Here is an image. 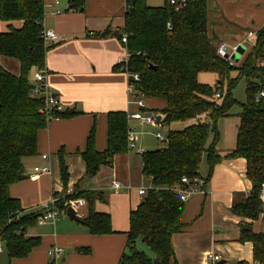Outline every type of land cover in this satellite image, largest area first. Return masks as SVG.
Returning <instances> with one entry per match:
<instances>
[{"label":"trees","instance_id":"trees-1","mask_svg":"<svg viewBox=\"0 0 264 264\" xmlns=\"http://www.w3.org/2000/svg\"><path fill=\"white\" fill-rule=\"evenodd\" d=\"M81 2L77 0L73 8L79 9ZM0 18L24 21L21 28L12 27L0 33V55L20 63L18 74L0 64V239L11 261L28 256L40 245L41 238L28 235L29 229L38 224L40 213L27 212L20 200L9 194V187L25 178V159L37 154L39 131L47 127L50 120L70 118L77 112L55 111L48 116L41 112L43 100L32 93L34 72L45 70L46 54L51 46L43 36V1L1 0ZM125 34L130 52L129 71L140 76L136 86L146 98L166 100V107L160 112L165 115L162 124L169 128L165 149L141 153L144 174L151 179V186L138 207L130 212L128 239L118 264H170L175 260L173 235L186 226L182 221L186 203L173 188L181 184L185 176L191 183L195 177L209 181L213 168L222 159L217 152L220 140L217 123L239 103L232 90L242 78L246 80L247 101L241 104L236 145L226 157L246 159V176L252 189L248 196L235 200L231 210L250 220L243 222L238 240L251 242L254 261L264 264V232L253 230V221L264 212L260 198L264 183V96H261L264 92V26L251 39L253 47L240 67L231 65L218 54L216 35L209 33L208 0H188L179 10L166 0L160 6H151L146 0H127L125 25L117 35L122 39ZM203 72L215 73L217 83L201 82L199 75ZM217 94L220 96L216 97ZM178 122L187 125L171 128ZM128 130L127 113L110 112L108 146L98 151L96 126L92 127L86 148L80 151L86 170L79 184L95 177L102 166H112L116 154L128 151ZM211 135L213 142L208 146ZM205 156L209 164L206 179L200 173ZM59 157L66 187L69 171L63 151ZM76 188L71 195H55L60 198V209L64 210L65 202L71 199H84L88 214L79 217L80 222L91 234L113 233L111 215L95 210L96 201L104 200V193L81 190L78 184ZM139 242L146 245L152 255L140 249ZM76 251L91 252L89 248Z\"/></svg>","mask_w":264,"mask_h":264},{"label":"crops","instance_id":"crops-1","mask_svg":"<svg viewBox=\"0 0 264 264\" xmlns=\"http://www.w3.org/2000/svg\"><path fill=\"white\" fill-rule=\"evenodd\" d=\"M146 1L151 6H160L164 2ZM209 3L210 0L208 6ZM234 5L248 16L256 17L257 29L264 26V0H238ZM78 7L75 9L68 0H61L56 7L60 12L44 10L43 22L45 29H54L63 37L61 41L49 44L45 60L46 82L59 99L63 111L72 110L77 114L70 118H54L39 131L37 154L25 159V178L12 184L9 194L18 198L27 212L40 213L44 203L55 195L73 194L77 184L81 190L101 191L104 200L96 201L95 210L111 215L114 232L91 234L80 221L60 215L56 222L37 224L29 229L28 235L40 237L41 243L28 256L10 261L3 252L0 253V264H50L53 259L49 257L48 250L56 245L65 249L57 264H118L128 239L130 212L145 197L139 194L138 188L151 185V179L144 174L142 154L134 149L116 154L112 166H102L95 177L84 179L79 184L86 170L80 151L86 148L92 127L96 126V149L104 151L108 146V114L122 111L129 115L138 112L139 107L135 103L136 95L131 96L127 91L129 74L116 68L117 65L121 67L123 60L129 61L130 56L127 44L117 35L125 25L127 0H82ZM23 24V20L4 21L0 18V33L12 27L21 28ZM228 26L209 6V33L218 36L223 29L228 30ZM105 32L107 34L101 36ZM221 38L219 42L233 41L234 44L249 40L246 32L237 28H230L229 33ZM0 64L15 74L20 71V63L16 59L0 55ZM145 102L146 110L153 113H161L167 104L165 99L155 97L145 98ZM162 115L163 121L165 115ZM129 125L134 128L137 147L143 151L163 147L164 144L157 142L149 146L141 138L145 130L140 129V126H162V122L151 125L130 120ZM235 145L236 140L229 148L217 147L222 159L213 168L204 186L205 192L193 195L186 202L182 213L186 226L173 235L176 257L170 264H210L211 253L221 256L225 264H253V244L238 240L243 222L250 220L231 210L233 202L248 196L252 189V183L246 176V159L226 157ZM61 151L69 171L66 187L60 170ZM44 154L48 158H44ZM47 165L50 172L34 170L36 166ZM200 173L206 179L209 169L205 175ZM113 180L121 181L125 187L116 192L112 187ZM87 214L85 203L78 217ZM253 230L264 232V212L253 221ZM79 248H89L91 252H77Z\"/></svg>","mask_w":264,"mask_h":264},{"label":"built area","instance_id":"built-area-1","mask_svg":"<svg viewBox=\"0 0 264 264\" xmlns=\"http://www.w3.org/2000/svg\"><path fill=\"white\" fill-rule=\"evenodd\" d=\"M42 1L44 4L45 11L53 9L54 13L60 12L58 9H56V7L60 4L61 0H42ZM76 1L77 0H68V2L71 5H73ZM166 1L169 3V5L174 7L176 10H179L187 4L188 0H166ZM43 36L48 44L58 42L63 39L61 34H59L57 31L51 28L45 29L43 32ZM253 36H254L253 32L250 31L248 33V39L251 40V38H254ZM121 41L125 44L128 42V38L126 34L122 36ZM240 44L242 43L231 45V44H228L227 42H222L219 45L218 53L220 56L229 57L230 59V56L233 55L238 50V47ZM126 63H127V60L122 61L121 67H120L122 70H125ZM46 77H47L46 69L37 70L34 72V75H33L34 88H33L32 93H33V96L39 97L43 100L44 106L42 107L41 112L49 116V115H53V112L63 111V109H62L61 103L59 102V99L55 97L53 93L51 92L46 82ZM129 77L132 81H130L128 84V88H127L128 93L131 94V96L136 95V94L140 95L141 91L136 86V82L140 81L139 74L138 73L129 74ZM219 96H220L219 94L216 95V97H219ZM261 96H264V92L261 93ZM135 103L138 105L140 110L138 112L129 114L128 115L129 121L137 120L143 124L158 125L157 117L160 115L161 116L160 122H162V116H163L162 114H155V113H150V112L145 111L147 105H146L144 98L142 97L136 98ZM134 135H135L134 128L129 126L128 147L129 149H132V150L134 149L138 153H143L144 151L141 148L137 147L134 141ZM156 136L161 141H164L166 139L164 135H162L161 132H158ZM43 157L48 158V155L44 154ZM34 170L36 172L46 173V172H50L51 168L48 165L47 166H36ZM189 183L190 185L188 187L186 188L182 187L184 186V184H189ZM205 184L206 182L204 179L195 177L193 179V182L191 183L190 179L185 176L182 178L181 184L176 185L173 188V190L180 196L181 200L186 203L193 195L197 193L205 192V189H204ZM112 187L116 192H119L125 186L123 185L121 181L113 180ZM147 189L148 188L146 187H139L138 192L141 195H146ZM260 198L264 203V183L262 184V187H261ZM59 199H60L59 197L53 196L49 201H47L46 203L42 205V208L40 209V214L37 218L38 224L56 222L58 218L60 217V215L66 212V209L69 206L73 207V209L77 212V215L79 216L80 209L83 207V204H84L83 200L71 199L65 202V205H64L65 209L61 210L60 207L58 206ZM3 252H5V246H4L3 241L0 239V253H3ZM64 252H65L64 247H61L58 245L53 246L48 250L49 257L53 259L52 260L53 262H56L57 259L62 254H64ZM209 259H210V264H217L220 261L221 256L211 253L209 254ZM254 264H258V262H255Z\"/></svg>","mask_w":264,"mask_h":264},{"label":"rangeland","instance_id":"rangeland-1","mask_svg":"<svg viewBox=\"0 0 264 264\" xmlns=\"http://www.w3.org/2000/svg\"><path fill=\"white\" fill-rule=\"evenodd\" d=\"M256 1H258V0H256ZM159 2L161 3V1H159ZM237 2H238V0H212V1L210 0V3H209L210 9L214 13H216L220 18H222L225 21L226 24H229L228 30L223 29L221 34L222 35H226V34L229 33V29L230 28L231 29H236L237 28V29H241V31L243 30L244 32H246L247 35L250 32V30H252V32L254 34L253 37H255L256 36V32L259 30V29H257L256 17H250V16H248V13H245L244 11H240L239 8H237L236 5H234ZM213 27L215 28L216 25L213 26ZM221 34L216 36V40H215V45L218 48H219V45L222 43V41L219 42L220 38L222 37ZM221 39L224 40V38H221ZM250 41L251 40L244 41V42L241 41L242 44L244 43V45L246 47L245 48L246 52L244 54H240L239 53V60L235 61L234 59H232V55L230 56V59H229V57H223V58L227 59L231 63V65H235L237 67H240L243 64L245 57L250 53V51H251V49L253 47L252 43L254 41L252 43ZM227 43L231 44V45L234 44L233 41L232 42H227ZM125 70H126V72L128 74H132L133 73V72L129 71L130 69H129V61L128 60H127V63L125 64ZM233 75H236L235 71L233 72ZM201 79H202L201 82H207L208 84L215 85L217 83L218 76L215 73H212V72H203L201 74ZM130 81H132V80L129 79V82ZM224 89L226 91L227 86H225ZM232 93H233V96L236 98V100L239 103H237L234 106H232V108L229 110V115L228 116L222 117V118H220L218 120L217 129H218V131L220 133V140L217 143V147L218 148H220L221 146H227L229 148V147H231V146H233L235 144V140H236V137H237L238 126L240 124L239 115L242 113V105L241 104H243V103H245L247 101L246 80L244 78L240 79L238 84L232 90ZM138 97H142L144 99L146 98L143 94H140V95L136 94V98H138ZM145 111H147V110L145 109ZM142 112H144V111H142ZM150 113H153V112H150ZM154 113L155 114H162V113H156V112H154ZM128 122H130V121L128 120ZM183 126H185V123L178 122V123H174V125L171 126V128L177 129V128H183ZM140 129L145 130V132L142 133L141 138L145 142H148L149 146H153L151 144H153L155 142H157L160 145L164 144L162 141H160V140H158L156 138L155 133L161 132L162 135L165 136L167 134V131H168V126H163V125L162 126H158V127L140 126ZM213 138H214L213 135H211L209 137L208 142H207L208 146L213 142ZM208 169H209V164H208V161H207L206 156H205L203 158L202 163H201L200 171L202 172L203 175H205V172H207ZM147 185H148V183H147ZM150 186H145V187L149 189ZM148 189H147V191H148ZM78 199H81V198H78ZM82 200L84 202L83 205H85L84 199H82ZM82 209H83V207L80 209V212H82ZM61 217L69 219V217L67 216L66 212L62 213ZM44 224H47V223H44ZM138 244H139V248L140 249L147 250V252L150 255H152V252L149 250V248H147L146 245H144L142 242H139ZM220 260H222V258ZM255 262H257V261H254L253 264ZM258 264H259V262H258Z\"/></svg>","mask_w":264,"mask_h":264},{"label":"water","instance_id":"water-1","mask_svg":"<svg viewBox=\"0 0 264 264\" xmlns=\"http://www.w3.org/2000/svg\"><path fill=\"white\" fill-rule=\"evenodd\" d=\"M133 2L135 0H132ZM245 45L244 44H240L239 47H238V51H236L233 55H232V59H234L235 61L236 60H239V53L240 54H244L246 52L245 50ZM160 120H161V116L159 115L157 117V124L160 123ZM166 139L163 141V143L165 144L166 143ZM162 149H165V147H161ZM66 214L67 216L71 219V220H75V221H80V218L78 217L77 215V212L73 209V207L69 206L67 209H66ZM217 264H225V260H220Z\"/></svg>","mask_w":264,"mask_h":264}]
</instances>
